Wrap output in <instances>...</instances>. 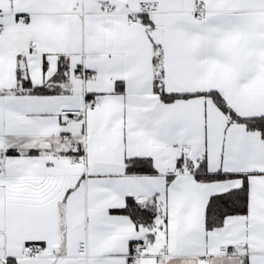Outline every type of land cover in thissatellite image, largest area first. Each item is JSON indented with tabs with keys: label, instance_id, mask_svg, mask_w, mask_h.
I'll return each instance as SVG.
<instances>
[{
	"label": "snow or ice",
	"instance_id": "snow-or-ice-1",
	"mask_svg": "<svg viewBox=\"0 0 264 264\" xmlns=\"http://www.w3.org/2000/svg\"><path fill=\"white\" fill-rule=\"evenodd\" d=\"M0 264H264V0H0Z\"/></svg>",
	"mask_w": 264,
	"mask_h": 264
}]
</instances>
